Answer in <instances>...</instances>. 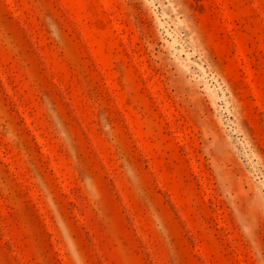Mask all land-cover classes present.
Returning a JSON list of instances; mask_svg holds the SVG:
<instances>
[{"label":"rangeland","instance_id":"374dc122","mask_svg":"<svg viewBox=\"0 0 264 264\" xmlns=\"http://www.w3.org/2000/svg\"><path fill=\"white\" fill-rule=\"evenodd\" d=\"M0 264H264V0H0Z\"/></svg>","mask_w":264,"mask_h":264}]
</instances>
